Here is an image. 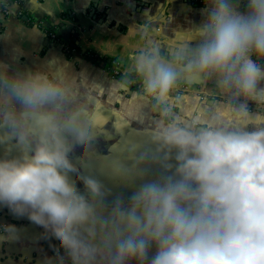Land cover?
I'll list each match as a JSON object with an SVG mask.
<instances>
[{
	"label": "clouds",
	"instance_id": "1",
	"mask_svg": "<svg viewBox=\"0 0 264 264\" xmlns=\"http://www.w3.org/2000/svg\"><path fill=\"white\" fill-rule=\"evenodd\" d=\"M245 2L241 12L235 0H204L206 19L171 57L148 41L132 56L116 87L139 81L153 142L165 161L175 151V171L110 209L94 178L80 177L91 199L69 178L98 127L86 76L58 58L16 72L0 64V128L9 130L0 139L23 147L0 159V204L50 232L70 264H145L151 247L150 264H264V123H256L264 115L249 108L264 110V0ZM211 81L224 98L216 113L227 119L185 123L162 109L181 83ZM14 231L0 228L5 239Z\"/></svg>",
	"mask_w": 264,
	"mask_h": 264
},
{
	"label": "crops",
	"instance_id": "2",
	"mask_svg": "<svg viewBox=\"0 0 264 264\" xmlns=\"http://www.w3.org/2000/svg\"><path fill=\"white\" fill-rule=\"evenodd\" d=\"M235 3L238 10L246 11L245 0ZM7 5L6 16H0V64L16 72L36 68L52 58L69 60L74 71L84 74L91 83L89 106L98 127L86 163L77 166V173H69L70 180L75 178L77 190L91 199L80 177L94 178L102 186V205L110 209L117 200L127 204L143 184L173 175L176 153L173 150L165 161L164 153L158 152L153 142L154 126L148 117L152 105H146L139 81L127 88L116 85L128 75L132 56L146 41L165 58L186 45L191 39L188 31H194L206 19L202 13L204 0H9ZM45 29L55 31L61 41L52 40ZM22 33L40 35L22 41L17 37ZM63 43L114 61L122 75L112 78L105 71L104 61L95 64L79 54L67 57ZM198 43L192 40L189 47L195 49ZM215 88V81L207 86L183 82L162 109L185 123L214 115L227 119L226 114L216 113L224 98ZM249 108L253 114L260 111L264 115V110L254 104ZM246 130L251 131V126ZM8 131L0 128V137ZM22 150L15 138L0 139V159L19 157ZM79 155V146L69 153L74 165ZM9 225L15 231L9 239L0 234V264H59L58 257H65V264H70L50 232L27 215H14L0 204V228ZM155 251V247L149 248L145 264H150Z\"/></svg>",
	"mask_w": 264,
	"mask_h": 264
},
{
	"label": "trees",
	"instance_id": "3",
	"mask_svg": "<svg viewBox=\"0 0 264 264\" xmlns=\"http://www.w3.org/2000/svg\"><path fill=\"white\" fill-rule=\"evenodd\" d=\"M12 1V0H11ZM0 2H3V3H6L8 4L9 0H6V1H0ZM48 37H51L52 35L61 41V38L59 35L56 34L55 31H52L51 29H45ZM63 47H69L70 49L74 50L76 54H79L81 55L82 57H84L85 59L87 60H91V62L93 63H102L103 61L105 62L106 64V69L108 71V73H111V71L115 68L116 64H114L112 60H108L107 58H99L97 57L95 54L91 53V52H86V51H82L80 48L78 47H73L72 45L70 44H67V43H63L62 44ZM73 56V55H72ZM67 57H69V55H67ZM126 76V75H125Z\"/></svg>",
	"mask_w": 264,
	"mask_h": 264
},
{
	"label": "built area",
	"instance_id": "4",
	"mask_svg": "<svg viewBox=\"0 0 264 264\" xmlns=\"http://www.w3.org/2000/svg\"><path fill=\"white\" fill-rule=\"evenodd\" d=\"M7 8L8 5L6 3L0 2V16L4 17L7 14ZM51 39L54 41H58L53 35L51 36ZM64 52L69 55V57H73L76 55L75 51L70 49L69 47H64ZM73 55V56H72ZM115 64V62H113ZM107 73L108 71L105 70ZM123 71L119 67L115 66V68L111 71V73H108L112 78L116 79L119 78L122 75Z\"/></svg>",
	"mask_w": 264,
	"mask_h": 264
}]
</instances>
